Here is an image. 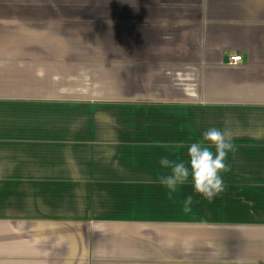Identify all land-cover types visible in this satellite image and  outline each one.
I'll list each match as a JSON object with an SVG mask.
<instances>
[{"label": "crops", "instance_id": "crops-1", "mask_svg": "<svg viewBox=\"0 0 264 264\" xmlns=\"http://www.w3.org/2000/svg\"><path fill=\"white\" fill-rule=\"evenodd\" d=\"M211 127L224 190L169 199ZM0 264H264V0H0Z\"/></svg>", "mask_w": 264, "mask_h": 264}, {"label": "clouds", "instance_id": "clouds-1", "mask_svg": "<svg viewBox=\"0 0 264 264\" xmlns=\"http://www.w3.org/2000/svg\"><path fill=\"white\" fill-rule=\"evenodd\" d=\"M235 151L233 133L229 129L208 128L202 137L187 145V161L180 157L160 158L159 165L163 174L158 177L159 182L166 189L169 199L185 184L191 183L197 194L211 201L224 190L222 174L231 171L228 157ZM192 205V196H188L182 202L185 211H190Z\"/></svg>", "mask_w": 264, "mask_h": 264}, {"label": "built area", "instance_id": "built-area-1", "mask_svg": "<svg viewBox=\"0 0 264 264\" xmlns=\"http://www.w3.org/2000/svg\"><path fill=\"white\" fill-rule=\"evenodd\" d=\"M242 60H243L242 55L233 54V55L230 56V60L229 61H230L231 64H237V63L241 62Z\"/></svg>", "mask_w": 264, "mask_h": 264}]
</instances>
